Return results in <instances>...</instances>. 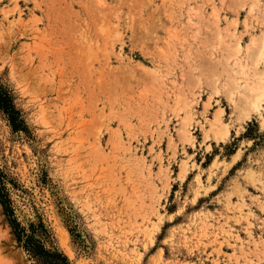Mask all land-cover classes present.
<instances>
[{
    "label": "rangeland",
    "instance_id": "1",
    "mask_svg": "<svg viewBox=\"0 0 264 264\" xmlns=\"http://www.w3.org/2000/svg\"><path fill=\"white\" fill-rule=\"evenodd\" d=\"M263 12L0 0V86L22 120L0 110V170L17 220H42L72 264H264V108L240 122L227 97ZM221 110L226 140L211 129ZM0 264H34L1 203Z\"/></svg>",
    "mask_w": 264,
    "mask_h": 264
},
{
    "label": "trees",
    "instance_id": "2",
    "mask_svg": "<svg viewBox=\"0 0 264 264\" xmlns=\"http://www.w3.org/2000/svg\"><path fill=\"white\" fill-rule=\"evenodd\" d=\"M0 110L8 117L15 131L21 130L20 112L16 109L11 94L0 86ZM0 203L16 237L18 245L34 264H72L70 259L50 242V231L41 220L23 226L16 218L10 195L6 187V175L0 170Z\"/></svg>",
    "mask_w": 264,
    "mask_h": 264
},
{
    "label": "bare ground",
    "instance_id": "3",
    "mask_svg": "<svg viewBox=\"0 0 264 264\" xmlns=\"http://www.w3.org/2000/svg\"><path fill=\"white\" fill-rule=\"evenodd\" d=\"M253 1H255V0H253ZM257 3H258V0H257ZM255 6L253 5L252 9ZM105 31H107V30H105ZM262 33L263 34H261L260 37H257L255 39H252V41L250 40L251 43L246 48L247 51L250 52V53H247L248 55H247L246 58H249L250 56H251L250 58H252V59L249 58V60H250L249 62L250 63L248 65L246 64L247 63V59H246V63L244 62L245 64H243L240 61L241 60V58H240L239 59V61H240L239 62V65H238V61H236L234 59L236 61V62L234 61V65L235 64L238 65L239 67L237 66V68H239V69L241 68V70L240 71H237V72L235 71L236 73L234 72V74H235L234 78L235 79L233 78L234 81H232V83L230 85L231 87L230 86L228 87V88H230V90H228V93L227 92L226 93L228 95L227 96L228 99H230L233 102V104H234V106H233L234 107V112L236 113V115L238 114V119H239L240 122L245 121L246 119H249L254 112L255 113H261V110L264 108V70L263 71L260 70L261 71L260 72V71H257V69H256L260 65V63L262 62V60L264 59V32H262ZM106 37H107V35H106ZM221 42H222V40H221ZM234 46L235 45L230 46V47L233 48ZM242 49H243L242 44H241V42L238 41L237 44H236V49H235L236 51L235 50H234L235 52L232 51V54L234 53V55L233 56H230V58L231 57L234 58L235 56L237 57L241 53ZM230 51H231V49L229 50V53H230ZM250 66H252V67H250ZM246 67L249 68L251 71L254 70L255 73L252 74L254 76H252V75H250L248 73L250 75V77H252L251 78V83L249 82L250 79H248V80L245 79V78L248 77V76H246L243 79V80H245L244 83L241 84L240 81L242 79H240L239 81H237V79L240 78V76L236 79V74L237 75L239 74L241 76L242 75L243 76L248 75L246 73ZM250 77H248V78H250ZM254 77H255V79L253 81L252 79ZM232 84H233V86H232ZM217 91H219V89H217ZM238 92H241V94L240 93L239 94L241 96L240 99L243 102V103L240 102L242 104L240 106H238L237 103H236V101H235L236 94H237V96H239L238 95ZM241 106H243V107H241ZM222 113H223V111L221 110L219 113L216 114L215 118H213L211 129L214 130L217 138H219L221 140H226L228 138V136H229V129H228V127L223 126V124H222ZM188 136H189V138H191V135L189 133H188ZM207 137H209V135H207ZM158 255L160 256L161 254H158Z\"/></svg>",
    "mask_w": 264,
    "mask_h": 264
}]
</instances>
